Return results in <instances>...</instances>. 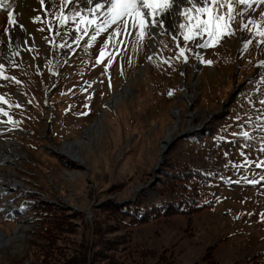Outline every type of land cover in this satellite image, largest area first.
Instances as JSON below:
<instances>
[{
  "label": "rangeland",
  "instance_id": "374dc122",
  "mask_svg": "<svg viewBox=\"0 0 264 264\" xmlns=\"http://www.w3.org/2000/svg\"><path fill=\"white\" fill-rule=\"evenodd\" d=\"M71 1L49 2L36 21L41 43L0 66L2 141L17 139L23 153L15 164L0 161V178L8 173L22 184L9 187L0 179V231L23 232L16 242L0 246V264L49 263L42 258L34 211L24 214V203H56L73 216L77 230L71 246L77 254L75 248L84 249L83 220L94 228L102 203L127 202L144 189L154 194L158 170L168 159L213 172L215 178L202 187L201 197L214 199V204L191 217L163 216L131 229L129 264H205L210 246L221 264H250L254 256L264 260V37L259 35L264 32V3L233 0L229 25L234 34L207 46H202L210 39L206 32L184 39L187 27L180 25L187 21L180 15L177 39L161 29L147 57L152 38L148 12L142 37L139 28L119 22L97 31L103 18L73 13ZM226 3L217 2L225 18ZM195 4L211 6L203 0ZM8 18L7 11H0V58ZM124 87L132 92L116 107H107ZM188 93L194 98H187ZM103 110L102 133L90 146L79 147L84 167L56 153L68 140L81 137ZM174 112L181 126L162 157V142L177 121ZM213 112L220 116L208 118ZM190 113L196 114L194 127L207 122V129L179 138L189 132ZM105 215L100 212L101 219ZM88 235L93 244L94 232ZM145 249L153 252L144 255ZM93 250L90 245L86 251L89 261ZM63 263L60 256L50 258V264ZM78 263L85 262L78 258Z\"/></svg>",
  "mask_w": 264,
  "mask_h": 264
},
{
  "label": "trees",
  "instance_id": "16d2710c",
  "mask_svg": "<svg viewBox=\"0 0 264 264\" xmlns=\"http://www.w3.org/2000/svg\"><path fill=\"white\" fill-rule=\"evenodd\" d=\"M158 171L161 175L158 177L159 186L152 188L154 194L149 195L148 190L144 189L127 202L108 200L102 203L99 211L94 214V228L83 220L84 230L80 245L84 249L77 251L75 248L77 254H73L71 246L76 242L71 235L77 230L71 221L73 216L68 215L56 203L43 200L24 203L22 212L27 214L34 211L36 216L38 238L43 239L41 244L44 247V261L49 260L50 264V258L56 260L60 256L65 264H79L78 258L90 264H129L132 254L131 229L163 216L168 218L176 214H186L191 217L214 204V199L204 201L201 197L202 187L209 185L215 178L213 172L189 162L172 159H168ZM100 212L106 214L104 219L100 218ZM91 230L94 232L93 244L88 235ZM90 245L94 246V250L89 261L86 251L88 253ZM142 252L149 255L153 251L145 249ZM203 261L205 264H221L215 258L212 246L208 248ZM250 264H264V260L254 256Z\"/></svg>",
  "mask_w": 264,
  "mask_h": 264
},
{
  "label": "bare ground",
  "instance_id": "6f19581e",
  "mask_svg": "<svg viewBox=\"0 0 264 264\" xmlns=\"http://www.w3.org/2000/svg\"><path fill=\"white\" fill-rule=\"evenodd\" d=\"M51 1L53 0H0V3L3 4V7H0V11H7L9 14V18L7 19L8 22H4L6 28L2 35L3 49L1 51L0 66L8 64L9 61H12L16 57H19L21 54H29L32 45L35 42H40L37 37L36 21L40 18L39 15L41 11L47 9L49 6V2ZM196 1L200 2L202 0H193V3H196ZM97 4H103L104 8L90 11L96 9ZM188 4L189 3L187 2V0H181V8L187 7ZM71 7L73 13L81 11V14H83L85 17H89L90 19H94L95 16H98L99 18H101V20L102 18L104 20V14L108 10L109 2L108 0H92V2L89 3L88 0H74L73 2L71 1ZM144 11L148 12L147 9H145ZM175 11L176 9L174 7L168 15L166 14V16L164 17L165 23L162 27L152 26V38L148 43L147 57L151 56V54L155 50V46L158 43L161 29L169 33L172 39H177V36L175 37L177 31L176 24L177 19L180 17V15L174 14ZM149 17L152 20V17L150 15ZM157 18L159 19V17ZM21 24L23 25V27L20 26ZM146 66L147 65L145 63L144 67L139 70V76L143 74ZM196 84V82L195 85L193 84V88L196 86ZM130 91L132 92V89H130L129 87H124L122 93L116 92L111 100L108 101L107 107H116L123 99L126 98L127 94ZM186 96L187 98L192 99L194 98L195 94L188 93ZM0 99H2L1 93ZM105 114L106 112L104 110L101 111L98 120L92 126L87 128L86 131L81 135V137H79L77 140H68L63 144L62 149L59 148L58 150H60V152L65 155L70 161L76 162L80 166L86 165L84 157H82V155L80 154L79 147L90 146L96 134L102 133ZM195 115L196 114L194 113H190L187 123V130H189V132H201L203 129H207V122H203L202 124L194 127L193 119ZM213 116L218 117L219 112L212 115L211 113H209L208 118H212ZM174 117L177 121L175 123V126L172 127L173 129H169L167 137L162 142L161 149L163 151L171 144L175 136V132H177L176 130H179V127L181 126L179 113L174 112ZM4 119L5 117L0 111V161L7 164H15L18 158L23 157V153L21 154V152L19 151L20 143L17 139L3 143L1 131L3 129L2 123L4 122ZM0 179L4 183V185H8L9 187H11V185L16 187L22 186L20 182L13 181V178L8 173H5ZM9 212L10 211H6L5 214ZM22 234L23 232H20L19 229H16L12 235H8L6 234V232L0 231V246L7 244L11 245L13 243L12 241L14 240V242H16Z\"/></svg>",
  "mask_w": 264,
  "mask_h": 264
},
{
  "label": "snow or ice",
  "instance_id": "6c2138e0",
  "mask_svg": "<svg viewBox=\"0 0 264 264\" xmlns=\"http://www.w3.org/2000/svg\"><path fill=\"white\" fill-rule=\"evenodd\" d=\"M89 3L92 0H88ZM109 7L107 12L104 14L103 23L97 26V31L106 29L107 27L117 24L118 22L124 26V28H139L141 37L145 31L146 16L144 10L147 9V15L152 17L151 26H163L165 23L164 17L166 14L171 12L175 7L176 11L174 14L181 15L185 17L187 24H181L180 28L187 27L185 33H181L184 39L191 40L201 33L206 32L209 36V41L202 46H207L212 40H219L224 36H230L233 33V29L229 25L231 20V12L233 10V0H227L226 6L228 13L225 16H221L218 11L217 2L218 0H203L204 7H196L193 0H187L189 4L192 5L191 8L183 7L181 8V0H108ZM241 4L248 3V0H237ZM264 3V0H260ZM0 7L3 4L0 3ZM104 8L103 4H97L96 9L90 10L95 11ZM193 9H195V14H193ZM11 15V13H10ZM159 17V19L157 18ZM89 23H95V21H90ZM23 27V25H20ZM245 27H247L245 25ZM119 32L120 29H117ZM259 35L264 37V32H259ZM95 39V37H93ZM184 49L181 48L180 52L183 55ZM101 57L105 53L101 52ZM211 63V61H208ZM7 79V77H5ZM247 135V133H244Z\"/></svg>",
  "mask_w": 264,
  "mask_h": 264
},
{
  "label": "water",
  "instance_id": "95a60500",
  "mask_svg": "<svg viewBox=\"0 0 264 264\" xmlns=\"http://www.w3.org/2000/svg\"><path fill=\"white\" fill-rule=\"evenodd\" d=\"M237 48H238V47H237ZM239 89H240V86H238V87L235 88V90H234V92H233V96H235L236 91H238ZM231 98H232V97H231ZM231 98H228V99H227L226 103L224 104V105H225L224 107H228V105H229L230 102H231ZM219 116H220V113H219ZM219 116H218V117H219ZM191 133H192V132H188V131H186V132H184V133H182V134H179V138H180V137H183V136H185V135L191 134ZM175 139H176V137L173 139L172 143H174V142L177 140V139H176V140H175ZM172 143H171V144H172ZM171 144H170V145H171ZM170 145H169L164 151L161 152V154H162L161 156H162V157H163L164 153L169 149ZM50 148H51V147H50ZM55 151H56V153H58V154L61 153L60 150H55ZM61 154H62V153H61ZM163 160H164V159H161L160 162L158 163V166H157V168H156L157 170L159 169L160 165L164 162ZM82 167H84V166H82Z\"/></svg>",
  "mask_w": 264,
  "mask_h": 264
}]
</instances>
